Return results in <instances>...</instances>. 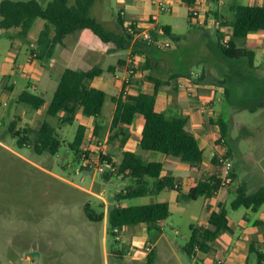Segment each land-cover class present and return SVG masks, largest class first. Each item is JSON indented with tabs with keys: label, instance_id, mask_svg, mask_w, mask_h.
Instances as JSON below:
<instances>
[{
	"label": "rangeland",
	"instance_id": "rangeland-1",
	"mask_svg": "<svg viewBox=\"0 0 264 264\" xmlns=\"http://www.w3.org/2000/svg\"><path fill=\"white\" fill-rule=\"evenodd\" d=\"M39 1L44 4L47 0ZM233 2L264 4V0H217L212 2L210 11L198 6V16L203 17L202 14L206 12L210 20L230 14ZM98 4L100 8L96 5L94 15L101 14L106 20L116 15L115 0H100ZM164 14V18L171 23L172 33L179 38L161 36L160 46L163 48L157 73L164 76L165 80H170L167 73L173 69L203 71L204 77L200 83L208 86H198L191 95H186L189 99L197 100V108L204 110L203 126L211 136L215 135L214 143H217L216 137L220 133L219 118L225 120L228 132L224 145L230 152L236 180L229 189L224 190L216 203L205 195L187 199L182 197L181 191L171 188L153 195L133 197L124 203L144 204L158 201L161 197H174V200H169V216L158 222L162 230L155 238L153 264H216L217 259H221L224 264H264V221L254 224L255 219L264 220V204L257 211L243 205L231 207L235 187L240 181L246 182L250 192L264 185V43L255 44V61L251 66L245 58L228 59L222 55L217 44L216 31L219 28L215 24L209 25L206 32L197 19H172L169 14ZM44 22V19L36 18L26 35L20 33L18 27L0 28V264L136 263L132 262L130 254H125L140 245L133 242L132 238L137 225L125 226L121 231L122 236L116 238L109 235L106 216L112 194L123 190L130 180L121 175L105 178L103 172L96 168L89 169L82 163L83 152L87 150L89 159L97 161V156L90 151L97 141L93 128L95 123L99 124L100 135L106 136V121L114 105L111 98H106L100 116H91L95 120L87 124L80 158L68 145L80 123L77 118L71 123L62 122V113L49 116L46 107L35 108L19 100L23 90L40 93L36 86L34 66L39 67L41 60L31 57L37 56L36 52L40 53L37 37ZM105 25L110 27L108 21ZM220 25V33L227 37L226 24ZM166 41L170 43L169 46H164ZM237 41L241 45H249L246 37L237 38ZM167 54L171 56L170 61L165 57ZM174 81L167 90L176 98L178 92L173 88ZM223 84H226V90L213 89ZM47 91L52 93L53 90L49 88ZM201 94L213 95L214 100L209 95L201 97ZM160 101V106L167 107ZM23 109L27 116H24ZM176 113L184 115L182 112ZM209 113L211 122L208 121ZM141 118L138 115L127 126L128 130L137 129V134H140ZM43 120L54 125L61 139L55 154H39L30 145H20L14 133L15 130L22 132L28 127L37 128ZM106 143V155L111 154L112 160L118 164L120 146L110 139ZM202 148L203 154L209 156L211 147L202 143ZM140 150L135 151L144 158L159 159L157 154H164ZM165 158H168L166 164L170 166L167 174L172 173L173 166H176L170 164L173 160L193 166L175 155L167 154ZM100 192L105 201L96 195ZM100 201L103 202L105 216L100 221L88 219L84 213V203L89 202L99 210ZM220 206L227 212L229 228L211 242L209 251L197 250L190 257L184 250L190 235V224L205 223L209 209L214 207L218 210ZM243 238L253 240L255 250L250 251L249 242H244ZM117 249H122V255L116 253ZM28 250L38 251V256L25 257ZM258 254H261L260 257ZM145 263L146 259L140 262Z\"/></svg>",
	"mask_w": 264,
	"mask_h": 264
},
{
	"label": "trees",
	"instance_id": "trees-1",
	"mask_svg": "<svg viewBox=\"0 0 264 264\" xmlns=\"http://www.w3.org/2000/svg\"><path fill=\"white\" fill-rule=\"evenodd\" d=\"M95 1L47 0L43 4L39 0H0V28L18 27L20 33L26 35L36 18L44 19V25L37 37L40 58L44 55L50 56L54 47L61 44L67 34L84 28L90 29L103 41H112L118 49L130 47L132 54H144L145 59L141 66L130 67H133L135 72L144 70L145 72L142 73H146L149 70L147 77L153 81V90L152 92L139 91L131 94L123 89L118 96H111L115 107L107 139L117 143L121 148L130 135L127 126L131 125L139 115L142 116L143 121L140 128L138 148L175 155L180 160L192 165L199 164L203 159V149L198 138L186 127L188 117L178 113L174 114L176 111L172 107L165 110L158 108L156 105V95L160 87L163 85L171 86L172 81L175 80L173 88L177 91V78L189 76L191 71L173 69L172 72H168L170 80L155 77L153 70L159 65L157 60L161 59L163 48L154 42L158 40L157 33L152 30L151 35L154 41L148 42L141 36L134 37V34L128 32L126 27L123 28L120 34L106 29L92 13ZM185 1L192 2L191 0ZM230 10L233 13L231 19L227 22L221 21V24L225 23L230 26V38L224 39L222 33L216 31L219 50L228 59L245 58L252 66L255 61L256 49L252 46L239 44L237 38L247 37L248 33L252 31L264 30V4L233 2L230 5ZM192 11L190 10L188 14L189 21L193 18ZM137 31L139 29L135 28V32ZM162 35H169L174 39L179 38L178 35L170 31L169 26H162ZM124 62V59H119L117 64H123ZM116 66L109 65L106 70L112 72ZM103 71L104 69L99 65H94L88 69L67 67L60 74L57 86L49 100L27 90L20 93L19 100L35 108L46 105L47 115L57 116L62 113L61 120L66 123L73 122L79 110L83 115L98 117L102 113L108 94L105 90L91 85L90 82L94 76L100 75ZM198 74L195 81L200 83L204 73L201 71ZM210 120L212 121L211 117ZM218 124L220 127L219 137L224 138L226 142L228 132L226 122L220 117ZM13 129L12 124L11 130L13 131ZM99 129V124L95 123L93 133L97 138L101 137ZM85 132L86 125L80 123L73 139L68 143L69 147L76 152L78 158H80V151L83 149ZM14 133L18 137L17 141L20 145H30L39 154L43 152L55 154L61 145V139L56 128L47 120H43L37 128L28 127L24 128L22 132L15 130ZM226 151L230 155V152ZM83 153L88 155L89 150ZM111 157V154L100 155L99 160L106 166V170L103 172L104 177L110 178L114 175H121L123 178L129 179L130 182L123 190L116 191L111 196L112 201L106 214L109 235L116 236V232H114L116 227L121 230L125 226L143 223L146 225L148 241L153 243L157 238V233L162 230L158 222L163 221L170 214L169 202L165 200L144 204H125L124 201L147 194H157L166 188L181 191L178 183L171 174L162 173L164 164L161 160H148L138 152L127 149L122 150L118 164H115ZM212 159L217 169L209 176L198 180L186 193L181 194L182 197L187 199H196L200 195L209 197L220 186H227L233 182L236 177L234 169L231 170L232 181L228 184H222L221 169L215 157ZM111 167H115V169L112 171ZM263 202L264 185L250 192L246 182L240 181L235 188V196L231 201V207L238 208L243 205L252 210H257ZM102 206L103 202L100 201L98 204L99 210H96L89 202H85L83 208L86 217L92 221L102 220L105 216ZM207 222V226L199 223L190 224V235L184 245V250L190 257L195 252V248L202 252L209 251L211 242L229 228L227 212L222 206L218 210L213 209L210 211ZM248 248L250 251L255 250V242H250ZM116 253L122 255V249H117ZM155 253L156 251L152 247L146 254L145 264L154 263Z\"/></svg>",
	"mask_w": 264,
	"mask_h": 264
},
{
	"label": "crops",
	"instance_id": "crops-1",
	"mask_svg": "<svg viewBox=\"0 0 264 264\" xmlns=\"http://www.w3.org/2000/svg\"><path fill=\"white\" fill-rule=\"evenodd\" d=\"M99 1L100 0H96L94 2L92 13L97 9L96 5H98V8H100V5L98 4ZM163 1L168 9L157 12V6L154 3V0H115V3L117 5V13L113 18L110 17L106 20L102 17L101 14L99 16H96L93 13V15L104 25L106 29L114 33L120 34L123 28H125L129 23H133L139 29V31L147 30L150 29L149 27H151V31L154 30L158 35V40H161L162 26H169L171 32L173 29L170 21H167L168 19L164 18L165 15L164 13L169 14L172 19L186 17L187 20H189L188 14L190 10H197L198 6H203L206 11H210L211 10L210 6L212 2L217 0H191L192 1L191 3H188L185 0H163ZM154 12H157V17L156 20L150 25V15ZM117 14H119L118 17L120 20L118 19ZM198 15H199V11H198ZM198 15L196 17H193L191 21L193 20L195 21V19H197V23H200L201 26L203 27V30L207 32V27L211 24H215L216 26H218L219 29L217 30L220 31L221 21L227 22L228 20L231 19L233 13L231 12L230 14L227 15H220L210 20L206 12L202 14L203 17H199ZM107 21L108 23H110L109 28H107L105 25ZM226 26L227 27L225 34H227V37L225 36L224 39H229L231 36V30L228 24H226ZM246 40L249 43L248 46H252L255 48V44L259 45L262 42L264 43V30L249 32L246 37ZM34 53L35 52H32V54ZM169 56L170 54H167V56H165L166 58H168V61H170L169 58L171 59V56L170 57ZM31 58L39 59L40 57L38 54L37 56ZM119 59H124L125 62L123 64L118 65L117 62ZM144 59H145L144 54L142 53L132 54L130 47L118 49L115 47L112 41H103L90 29L84 28L79 31L67 34L64 37L63 42L61 44H57L54 47L53 52L50 56L44 55L42 58H40L41 60V62L39 63L40 66L39 67L36 65L34 66L36 86L39 87L40 89L39 95L45 97L46 100H49L57 86L60 74L65 68L71 67L77 69H88L94 65H99L104 69V71L100 75L94 76L90 83L95 87L105 90L110 98L111 96H118L123 89L125 92L131 94H135L139 91L152 92L153 81L147 77V74L150 72L149 70H147L146 73L137 71L131 75L127 74V69L130 66L139 67L144 63ZM157 61L160 63L161 60L159 59ZM109 65H117V66L115 70L111 72L106 70V68ZM157 68L153 70V75L155 77L165 79L164 76L161 77L158 75ZM167 74L169 75V73ZM180 78L181 76L177 78V81L180 80ZM218 79L220 80L221 78H217V80ZM198 86L207 87L208 84L198 83ZM168 87L169 85H163L158 90L156 95L157 107L165 110H167L168 107H172L175 109V111L180 113L182 112L184 115L188 117V121L186 125L187 129L190 130L198 138L200 146L202 147V143H203L211 147L210 155L205 156L203 154V159L200 162V164L188 166L183 164L182 162L179 161L176 162L174 160L172 161V163H170V164H175L176 166H173V172L169 174L175 177L176 183L181 182V184H179V188L181 189L182 193H186L191 186L197 183L198 180L202 179L204 176H209L217 169L212 159L213 157L211 155L212 150L214 149L216 144L214 143L215 135H212L213 136L212 137L210 132L204 129L203 126L205 119V117L203 116L204 110L197 108L199 107V102L197 100L187 98L186 90L189 87L188 83L183 82V87H178L177 90L178 93L176 98L175 96H173V94L168 93L167 90ZM49 88L53 90L52 93H48L47 89L49 90ZM213 89L225 90L226 84H223L221 86L216 85L213 87ZM208 95L201 94L200 96L206 97ZM209 97H211L214 100L213 95H209ZM159 101L164 105H167V107L160 106L158 103ZM44 107H46V105L42 106V108ZM114 107H115V103L113 105L111 116L106 121L107 123V131L105 133L106 136L105 135L101 136L100 139L107 137L110 131V121ZM209 110H211V108H209ZM23 114L24 116H27L25 110ZM209 115L210 116L208 117V121L210 120L211 117L210 113ZM76 118L80 121L81 124L86 125V130L89 121L95 120L94 118H91V116L88 117L86 115H83L80 110L76 113L75 119ZM142 121L143 118H141L140 122ZM141 125L142 123H140V128ZM139 135L140 134H137V129L136 131L130 130V135L126 140V142L124 143V145L120 148V152H122V150L125 149L132 151L138 150V152H141V150L138 148V141L140 138ZM144 153L153 156L152 154L147 152H143L142 154ZM166 155L167 154H161V155L157 154V156L159 157V159L157 160H161L164 164L162 171L163 174H167L166 171L170 167L169 164H166V161L168 159L165 158ZM150 158L151 157H148L146 159L151 160ZM235 176H236V172H235ZM235 180L236 177L233 180V182ZM233 182L228 186H224V185L220 186L215 193H213L211 196L206 198H212L216 203L217 199L222 196L224 190L229 189L232 186ZM165 200L169 202V200H174V197L173 198H169L168 196L161 197L158 201H165ZM263 204L264 202L259 206V208ZM213 209L214 207H211L209 209L208 215L210 211ZM263 221H264L263 219H255L254 224ZM202 225L207 226L208 222L206 221ZM123 229H121V231H123ZM134 231H135V235L133 234L132 236L134 240L133 242H138L140 245H137L135 249H129L128 251H126L125 255L130 254V256L132 257V262H136L133 264H140V262L143 259H145L147 254L144 250L145 243L148 241V233H147L146 225L143 223L138 224L137 226H135ZM155 240L153 241L152 245L156 251L157 241ZM242 240L244 242L246 241L249 242L248 244H250V242L253 241L249 238H243Z\"/></svg>",
	"mask_w": 264,
	"mask_h": 264
},
{
	"label": "built area",
	"instance_id": "built-area-1",
	"mask_svg": "<svg viewBox=\"0 0 264 264\" xmlns=\"http://www.w3.org/2000/svg\"><path fill=\"white\" fill-rule=\"evenodd\" d=\"M154 3L157 6V12L168 9L163 0H154ZM157 12H154L150 15V25L156 20ZM192 14H193V17H196L198 15V11L193 10ZM135 28L137 29V27L133 23H129L126 26L127 31L134 34V37L141 36L144 40H146L148 42L154 41L153 37L151 35V27H149L150 29L143 30V31H137V32H135ZM154 42L159 46L161 44L160 40H155ZM167 45H169V43L167 41L164 42V46H167ZM134 72H135V70L133 67H129L127 69L128 75L134 74ZM141 72H145V71L142 70ZM198 75H199L198 72H192L191 71L189 76H181L180 80L177 81L178 87H183V82H187L189 87L186 90V94L191 95L198 86V83L195 81V79L198 77ZM217 139H218V141L215 144V147L212 150L211 155H212V157H215L217 164L221 169V182H222V184H228L232 181L231 170L233 169V164H232L231 157L227 154L226 146L224 145V143H225L224 138H221L218 135L216 137V140ZM96 140H97L96 143L94 145L92 144L93 146L90 149V151H92V153L97 156L96 157L97 161H91L89 159V155H85V153H83V155H82L83 162L82 163H84V166L86 165L87 167H89V169L96 168L98 171L105 172L106 166L101 163L99 158H100V155L106 154V152H107V143H106L107 137L102 138V139L97 138ZM110 169L113 171L115 169V167H111ZM82 179H83V177H82ZM96 195L98 197H100L103 201H105V198H104L102 192H100L99 194H96ZM114 232H116V238L121 237V230L119 228H117V227L114 228ZM152 247H153L152 243L147 241L145 243V246H144L145 252L148 253L152 249ZM197 250L198 249L195 248V252ZM215 263L216 264H224L221 259H217L215 261ZM205 264H209V263H205Z\"/></svg>",
	"mask_w": 264,
	"mask_h": 264
},
{
	"label": "water",
	"instance_id": "water-1",
	"mask_svg": "<svg viewBox=\"0 0 264 264\" xmlns=\"http://www.w3.org/2000/svg\"><path fill=\"white\" fill-rule=\"evenodd\" d=\"M30 256L31 258H35L38 256V251L36 250H28L25 252V257Z\"/></svg>",
	"mask_w": 264,
	"mask_h": 264
}]
</instances>
